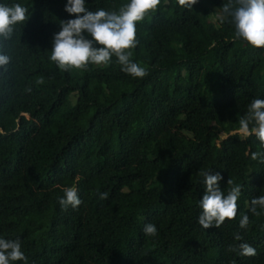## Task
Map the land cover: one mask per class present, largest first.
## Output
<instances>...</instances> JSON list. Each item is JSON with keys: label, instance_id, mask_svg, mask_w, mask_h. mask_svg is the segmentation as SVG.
I'll return each instance as SVG.
<instances>
[{"label": "trees", "instance_id": "trees-1", "mask_svg": "<svg viewBox=\"0 0 264 264\" xmlns=\"http://www.w3.org/2000/svg\"><path fill=\"white\" fill-rule=\"evenodd\" d=\"M228 2L161 0L136 25L130 59L147 70L138 78L114 55L85 70L50 59L61 23L76 18L67 0H0L28 9L0 38L11 58L0 68V238L19 240L26 257L10 264H264V209L251 211L264 195V146L239 133L264 99V48L238 38L231 16L220 20ZM128 3L85 7L118 14ZM204 172L223 176L225 195L229 179L241 187L236 217L219 228L198 223ZM74 184L82 203L63 210ZM240 243L256 255L228 251Z\"/></svg>", "mask_w": 264, "mask_h": 264}, {"label": "clouds", "instance_id": "clouds-1", "mask_svg": "<svg viewBox=\"0 0 264 264\" xmlns=\"http://www.w3.org/2000/svg\"><path fill=\"white\" fill-rule=\"evenodd\" d=\"M160 3L161 0H130V3L122 6L117 14L104 9L90 11L85 7V0H67L65 11L76 18L61 23V31L53 38L50 59L61 70L67 71L72 68L85 70L89 63L108 64L114 55L122 65V71L133 77H145L147 70L131 61L130 49L138 43L137 23L148 13L155 11ZM177 3L190 10L197 0H177ZM235 3L237 5L235 8L232 6V0L223 5L224 15L219 17L220 20L223 21L225 16H231L238 38H243L254 48H264V0H235ZM27 12L28 9L19 3L13 6L0 4V38L11 39L14 26L28 19ZM10 60L8 55L0 52V68L7 71L6 66ZM239 125V133L244 136L255 135L264 146V99L252 100L246 115L239 118ZM260 155V153H252V158L256 159ZM202 175L205 193L200 201L203 211L199 215L198 223L203 229L213 226L219 228L226 219L231 220L236 217L241 187L229 179L227 184L232 187L225 195L220 185L223 176L219 172L215 174L204 172ZM63 191L64 196L59 199L61 208L63 210H67L69 206L73 209L78 208L82 201L78 196L76 185L67 187ZM106 198L107 193H102L101 199ZM251 205L252 213L258 214L257 207L264 209V195L253 198ZM239 223L241 229L247 228L249 217L243 215ZM143 232L147 236H155L157 228L154 224H147ZM235 239L241 241L243 237L237 233ZM228 251H235L240 256L256 255V249L248 243H240L238 248L230 245ZM20 260H26L20 241L0 238V264H10V261Z\"/></svg>", "mask_w": 264, "mask_h": 264}]
</instances>
